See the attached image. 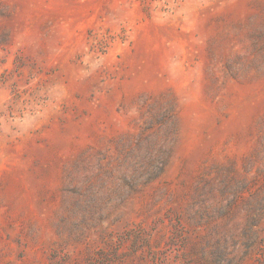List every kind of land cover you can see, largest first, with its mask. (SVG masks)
Listing matches in <instances>:
<instances>
[{
    "label": "rangeland",
    "instance_id": "374dc122",
    "mask_svg": "<svg viewBox=\"0 0 264 264\" xmlns=\"http://www.w3.org/2000/svg\"><path fill=\"white\" fill-rule=\"evenodd\" d=\"M0 264H264V0H0Z\"/></svg>",
    "mask_w": 264,
    "mask_h": 264
}]
</instances>
